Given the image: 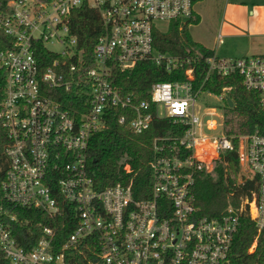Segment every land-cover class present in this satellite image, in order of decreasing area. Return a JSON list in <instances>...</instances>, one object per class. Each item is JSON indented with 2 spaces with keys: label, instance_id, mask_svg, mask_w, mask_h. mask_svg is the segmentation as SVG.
<instances>
[{
  "label": "built area",
  "instance_id": "built-area-1",
  "mask_svg": "<svg viewBox=\"0 0 264 264\" xmlns=\"http://www.w3.org/2000/svg\"><path fill=\"white\" fill-rule=\"evenodd\" d=\"M82 6L101 19L88 57L69 24L71 12ZM194 13V0H8L0 7V30L12 38L0 50L5 81L0 120L9 139L0 248L12 264H75L74 249L92 240L97 264H235L233 245L243 214L257 228L248 249L255 251L264 234V133L229 136L224 108L230 96L203 85L213 73L238 75L264 107V55H209L206 76L196 86V59L162 52L154 44L158 22H178L181 29ZM55 44L62 50L48 46ZM142 62L168 72L184 69L185 77L155 82L150 100H138L116 86L115 77ZM206 94L219 98V114L216 107L205 111L198 103ZM210 115H219L220 125L204 120ZM156 118H170L184 129L156 141L150 196L136 197L132 180L100 188L90 172L92 137L113 121L142 133ZM218 128V135L205 133ZM233 150L239 175L256 187L254 202L247 192L239 207L199 215L198 175L209 172L222 151ZM131 169L126 162L125 172ZM10 206L43 211L73 229L61 240L58 224L43 226L27 250L12 231L11 222L19 218Z\"/></svg>",
  "mask_w": 264,
  "mask_h": 264
},
{
  "label": "trees",
  "instance_id": "trees-1",
  "mask_svg": "<svg viewBox=\"0 0 264 264\" xmlns=\"http://www.w3.org/2000/svg\"><path fill=\"white\" fill-rule=\"evenodd\" d=\"M8 0H0V7H5ZM50 1V0H42ZM199 0H194L198 2ZM198 17L184 23L179 29L178 22H172L167 31L155 32V47L165 53L180 57L195 58L196 86H199L206 76L205 58L214 51L195 41L189 31L191 23H197ZM71 34L79 39V46L85 49V56H92V48L101 31V19L96 10L82 6L70 14ZM12 38L0 30V50L8 47ZM41 52L44 61L45 55ZM184 69L168 72L164 67L153 62H142L130 72L118 73L115 84L124 93L132 92L138 100H150L151 86L158 81L183 80ZM204 88L215 93L225 91L234 102L232 107H225L224 128L229 136L253 132L258 129L264 133V107L260 96L248 91L238 75L219 76L210 75L204 83ZM5 81L0 72V100L4 96ZM70 98L72 93L68 94ZM73 109V105L70 106ZM184 127L176 124L172 119L156 118L151 126L142 133H136L128 126H121L117 122H110L108 127L95 134L90 142L91 174L100 188L123 181L126 184L132 180V188L136 197L148 198L151 194V162L155 156V143L165 136L180 134ZM237 139L235 138V141ZM9 143L5 124L0 120V202L3 198L2 181L8 168L7 146ZM223 166L217 178L208 172H201L194 186L196 205L199 215L218 216L228 206L239 207L242 197L249 192L250 197L256 191L255 186H249V181L239 175L238 156L236 150L227 151L223 155ZM131 164V171L126 173L124 164ZM8 204H6L7 206ZM19 221L11 222V228L16 238L27 250L36 244L40 238L43 226L58 224L59 237L66 238L72 231L70 223L63 226L62 218L51 219L45 212L35 209L10 206ZM41 225V226H40ZM257 228L247 214L240 218V229L235 236L234 262L235 264H264V234L259 238L254 252L249 253ZM95 241L83 243L74 249L75 264H97L98 247ZM60 248H57L59 250ZM73 250V248L71 249ZM0 264H12L0 248Z\"/></svg>",
  "mask_w": 264,
  "mask_h": 264
},
{
  "label": "rangeland",
  "instance_id": "rangeland-1",
  "mask_svg": "<svg viewBox=\"0 0 264 264\" xmlns=\"http://www.w3.org/2000/svg\"><path fill=\"white\" fill-rule=\"evenodd\" d=\"M219 2L218 0H206L200 5L202 11V20L199 23H193L189 27L190 34L197 41L208 40L212 43L215 40V37L219 34H222V38L220 39V44L222 51L227 52L228 54H220L225 56V59H230L235 54H229L237 47H242L247 40H249L248 36L245 34L243 29L247 28V25L250 23L252 19L253 13L248 12V8L242 7H233L225 5L226 0H220L222 3L218 5L215 2ZM262 1V9L259 12H262L264 17V0ZM217 5V6H215ZM256 11V9L254 8ZM227 24L238 25V28H229ZM159 31L165 32L168 30L169 25L166 22H158L157 23ZM251 32V31H250ZM261 42H264V36L258 38ZM52 48H55L58 51L62 50V47L58 44L48 45ZM241 53V52H237ZM236 56H242L241 54H236ZM227 94V93H226ZM198 103L203 107L205 111H207L210 107H216L217 113L219 114L218 106L221 105V102L218 97L215 95L208 96L203 95L198 99ZM234 105V102H233ZM231 107V106H230ZM225 109V108H224ZM210 110V109H209ZM226 117H224L225 119ZM215 120L219 125L221 123V118L219 115H210L204 117V120ZM205 133L208 135H218L220 133V129L217 130H205ZM223 154L225 152L222 151ZM222 154V157H223ZM223 158L216 160L214 162V167L208 172L214 178L218 177L220 167H224ZM223 164V165H222Z\"/></svg>",
  "mask_w": 264,
  "mask_h": 264
},
{
  "label": "crops",
  "instance_id": "crops-1",
  "mask_svg": "<svg viewBox=\"0 0 264 264\" xmlns=\"http://www.w3.org/2000/svg\"><path fill=\"white\" fill-rule=\"evenodd\" d=\"M206 0H199L198 2L195 3V13L194 17H198L199 23L203 16H202V11L200 8V5ZM215 1V0H214ZM219 2H215L217 5L219 3H222V1L218 0ZM262 1L260 0H226L225 5L228 6H233V7H242V8H248V12L253 13L252 19L250 23L247 25L246 29H243L240 27L241 30L245 32V34L249 37L247 42L244 43L242 47H237L233 51H231L229 54H235V56H232L231 58H236V57H243V56H248V55H264V42H261L258 40V38H261L264 36V17L262 15L261 11L262 9ZM215 5V6H217ZM256 9V11L254 10ZM193 24V23H191ZM190 24V25H191ZM196 24V23H195ZM189 25V27H190ZM228 27L231 28H238V25H233V24H227ZM251 31V32H250ZM192 36V35H191ZM222 34H219L218 36L215 37V40L210 43L208 40H202V41H197L193 37V39L201 44H203L205 47L210 48L211 50L214 51V54L220 58H225V56H222L220 54H228L227 52L222 51L221 49V44H220V39L222 38ZM241 52L242 56H236V54H241L237 53Z\"/></svg>",
  "mask_w": 264,
  "mask_h": 264
},
{
  "label": "water",
  "instance_id": "water-1",
  "mask_svg": "<svg viewBox=\"0 0 264 264\" xmlns=\"http://www.w3.org/2000/svg\"><path fill=\"white\" fill-rule=\"evenodd\" d=\"M227 101H228L229 106L232 107L233 106V100L230 97H228Z\"/></svg>",
  "mask_w": 264,
  "mask_h": 264
},
{
  "label": "bare ground",
  "instance_id": "bare-ground-1",
  "mask_svg": "<svg viewBox=\"0 0 264 264\" xmlns=\"http://www.w3.org/2000/svg\"><path fill=\"white\" fill-rule=\"evenodd\" d=\"M255 192H256V191H255ZM255 192H253V193H252V196L250 197V199H252V203L254 202Z\"/></svg>",
  "mask_w": 264,
  "mask_h": 264
}]
</instances>
